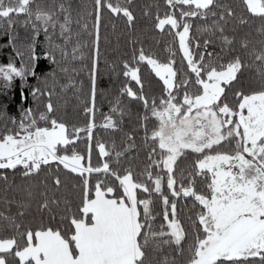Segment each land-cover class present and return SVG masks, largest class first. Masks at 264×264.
<instances>
[{"label": "snow or ice", "instance_id": "obj_1", "mask_svg": "<svg viewBox=\"0 0 264 264\" xmlns=\"http://www.w3.org/2000/svg\"><path fill=\"white\" fill-rule=\"evenodd\" d=\"M144 14L160 50L131 0H0V264H264V0Z\"/></svg>", "mask_w": 264, "mask_h": 264}, {"label": "trees", "instance_id": "obj_2", "mask_svg": "<svg viewBox=\"0 0 264 264\" xmlns=\"http://www.w3.org/2000/svg\"><path fill=\"white\" fill-rule=\"evenodd\" d=\"M74 6L78 3H83L85 0H72ZM87 2L90 4L91 0H87ZM132 4L136 8L137 13V20L135 24L134 31L138 33L142 39L145 40V47H151L154 50H160L163 48V45L166 41H171V36L167 34H161L159 32H152L150 30V24H151V17L144 14L145 8H153L154 5L157 2H160L162 4V0H131ZM239 0H237V3ZM107 24V31L110 34L109 42L104 47L106 48L105 55L107 56V59L109 63L113 61H118L119 57L122 54H130L132 44L129 40L128 33L130 31L129 27H126L125 22L123 20H115V21H106ZM115 24L116 28L113 31L112 25ZM259 22H257V25ZM71 47V46H69ZM8 50L7 49H0V62H5L7 59ZM103 63V61H102ZM143 75L145 77V83L146 85L151 83L153 86L157 87V80L158 78H153L154 73L150 74V70L147 67L143 68ZM77 79H84L85 82H87V69L83 71V73L79 76H77ZM102 83L100 87L102 88H108L109 89V95L108 96H100L98 95L97 102H98V113H97V119H100V112H107L109 107V100L112 98V95L115 94L114 90L120 86V80L119 79H113L111 84L109 83V79L107 75H104L102 78ZM121 79H123L121 77ZM66 95V98L68 100V103L66 105V111L69 114V116H73L75 114V109L77 106L76 98L72 95L71 90ZM12 109H10L11 111ZM128 125H125V128L127 129ZM132 127H135L133 124ZM106 136H112L115 135L117 138H119L122 133L116 132H104L103 133ZM138 138H142L143 132L137 133Z\"/></svg>", "mask_w": 264, "mask_h": 264}]
</instances>
